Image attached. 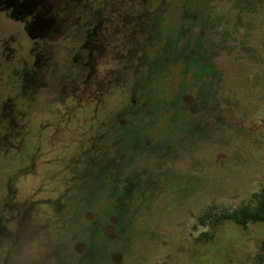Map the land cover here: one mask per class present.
Segmentation results:
<instances>
[{
    "label": "rangeland",
    "instance_id": "374dc122",
    "mask_svg": "<svg viewBox=\"0 0 264 264\" xmlns=\"http://www.w3.org/2000/svg\"><path fill=\"white\" fill-rule=\"evenodd\" d=\"M25 18L35 37L0 13V184L34 233L8 264H253L264 221L222 214L264 194V0H33Z\"/></svg>",
    "mask_w": 264,
    "mask_h": 264
},
{
    "label": "flooded vegetation",
    "instance_id": "af4514ba",
    "mask_svg": "<svg viewBox=\"0 0 264 264\" xmlns=\"http://www.w3.org/2000/svg\"><path fill=\"white\" fill-rule=\"evenodd\" d=\"M29 2H33V0H0V13L4 14L8 18L23 21L24 30L26 31V33L30 37H35V35H37L36 30L40 28V26L35 21L31 20V22H29L25 18V9H26V5ZM100 7H101L100 9L102 10L105 9L106 8L105 3H101ZM145 11L147 12V15H148L147 20H149V24H150V16H151L150 11L151 10L146 9ZM102 17L103 19L105 18V16H102ZM150 26L151 24L146 26L145 30L148 31L149 29L147 28H149ZM160 37L164 38V34L161 35ZM40 55H41V52H38L37 56H40ZM22 71L25 75L26 68L23 67ZM197 71H199V73H202L203 75L215 74V72H213L214 71L213 66L199 67ZM5 101H8V100L1 101L2 103L1 106L3 108L0 110V113H1L0 122H5L6 120L11 119V117H13L12 119L14 121V115L9 114L7 110L4 111L7 108V106H9L8 104L9 102L5 103ZM19 119H24L23 114L19 116ZM23 129H25V127H23L22 130L18 132L21 134ZM9 132L10 131L8 130L2 131L3 133L2 138L4 140L9 137L8 136ZM4 145H13V144L7 142L6 144H2L0 146H4ZM11 185H12L11 178H8L7 181L1 182L0 184V264H8V262L10 261L11 257L15 254V252L20 250V248L23 247V245L25 244V242H27V240H31L30 238H32L34 234L33 232H28V231H25L24 229L25 210L22 206H20V204L13 202L14 195L12 194ZM18 255L20 254L18 253ZM25 257L26 256L24 255V258ZM24 258L22 259L24 260ZM40 259L36 260L38 262H34V264L43 263L42 259L41 260Z\"/></svg>",
    "mask_w": 264,
    "mask_h": 264
},
{
    "label": "trees",
    "instance_id": "16d2710c",
    "mask_svg": "<svg viewBox=\"0 0 264 264\" xmlns=\"http://www.w3.org/2000/svg\"><path fill=\"white\" fill-rule=\"evenodd\" d=\"M253 197L256 198L254 206L241 205L231 212L222 214V216L241 226H246L250 222L264 221V194H254ZM253 264H264V239L261 250L256 254Z\"/></svg>",
    "mask_w": 264,
    "mask_h": 264
}]
</instances>
